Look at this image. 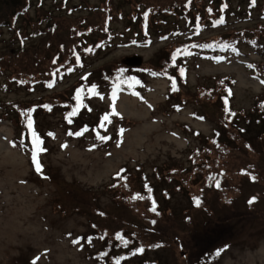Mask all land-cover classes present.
Instances as JSON below:
<instances>
[{
  "label": "rangeland",
  "instance_id": "obj_1",
  "mask_svg": "<svg viewBox=\"0 0 264 264\" xmlns=\"http://www.w3.org/2000/svg\"><path fill=\"white\" fill-rule=\"evenodd\" d=\"M90 1L96 5L100 2ZM232 2L235 9L240 6L241 12L249 10L247 2ZM74 3L77 6L79 1L75 0ZM263 7L264 2L258 3L257 8L252 7L250 15L238 21L236 17L230 18L226 28L208 30L202 37L211 39L227 29H255L259 24L264 26V15L260 12ZM75 13L86 14L87 11L76 9ZM31 14L34 15V11ZM126 26V20L116 22L113 25L117 34L114 48L92 60L89 70H81L53 91L39 90L29 95L26 90L12 88L5 92L0 74L2 104L40 97L49 100L67 97L79 80L88 73L97 72L99 68L118 65L123 60L146 63L157 59L167 44L157 38L151 46L140 48L130 42L133 34L126 30ZM10 39V33L6 31L0 38V49L10 47ZM35 42L30 38L27 43ZM261 43H264L263 40ZM263 61L264 48L255 50L246 44L240 46V53L231 54L224 61L190 60L180 106L169 103L171 82L166 78L148 80L142 97L126 90L116 94L99 82L97 96L88 100L91 112L85 116L93 130L84 136L78 137V128L69 127L60 112L40 115L39 128L48 139L41 153L42 170L38 175L30 164L25 146L16 138L18 130L10 120H0V264H33L36 257L39 259L35 264H96L77 240L91 232L92 222L111 230L128 228L134 231L135 227L131 225L145 226L147 223L142 216L108 192L107 186L114 175L124 167L133 176H139L141 172L138 169L141 168L151 177L160 194L159 202L164 213L163 217L160 215L156 218L157 232L152 234L150 229L146 235L143 229L142 232L146 244L153 239H164L166 247L151 252L148 259L170 264H191L186 258L191 240L203 234L212 214L201 213L192 207L189 194L198 191V187L194 186L202 176L194 186H189L188 192V185H180V190L178 185L161 182L156 171L162 172V177H165L174 166L190 167V155L204 143L193 132H199L204 137L212 136L214 126L222 120L219 101L199 99L198 87L210 88L212 78L228 77L232 88V108L241 113H250L257 100L264 95V78L255 75L249 65ZM113 105L119 115L112 114ZM1 109L3 112L7 107ZM106 115L108 120L104 119ZM230 145L234 150H230L223 161L226 159L230 173L236 174L240 190L233 191L235 201L232 209L225 208L219 193L208 191L209 208L215 214L230 213L245 217L237 220L238 224L235 222L236 226L239 225L236 235L221 239L205 264H264V139L256 140L251 151L253 153L238 146V142ZM220 157L217 152L207 155V159L216 165L223 162L219 160ZM251 165L259 167V176L253 188L247 187V180L241 177L244 173L238 171ZM163 189L168 191L170 200H165L161 195ZM252 194L258 198V204L250 210L246 200ZM90 205L106 211L107 218L93 216ZM218 206L224 207L221 210L216 208ZM191 216L193 220L188 222ZM98 248L100 245L96 244L97 251ZM137 260L134 262L137 263Z\"/></svg>",
  "mask_w": 264,
  "mask_h": 264
},
{
  "label": "trees",
  "instance_id": "obj_2",
  "mask_svg": "<svg viewBox=\"0 0 264 264\" xmlns=\"http://www.w3.org/2000/svg\"><path fill=\"white\" fill-rule=\"evenodd\" d=\"M48 1L51 3L50 7ZM74 1L0 0V38L6 31L10 33L11 38L10 47L0 49L3 91L7 92L12 88L23 89L29 95L38 93L39 90L52 91L81 70H89L92 60L106 55L114 48L117 34L113 25L118 21H127L126 30L133 34L130 42L140 48L150 46L157 38L168 41V44L157 55V59L146 63L137 64L123 60L118 65L102 67L97 72L88 73L75 84L70 96L50 100L44 97L36 100H19L9 105L2 104L0 100V120H10L18 130L19 141L31 155V163L34 151L32 132L34 131L41 140L42 149H45L48 138L38 126L41 114L53 115L60 112L68 126H79L80 135L91 129L90 125L80 124L85 122L84 115L90 111L88 100L97 96L99 82L102 86L114 90L116 94L120 93L121 89H127L142 96L141 89L147 79L167 77L171 81L169 88L171 96L168 101L170 104L180 106L183 101L180 95L182 87L186 84L189 60L202 58L224 61L231 54L240 53L242 44L255 50L264 48V43H261L262 40L264 42L262 24L255 29H227L211 39L202 37L208 30L226 28L230 18L236 17L238 21L251 14V9L241 12L240 6L237 7L238 12L232 0H100L98 5L91 3L90 0H77L79 1L77 6ZM238 1L241 4L247 2L250 6L252 2ZM76 9L86 10L87 13L77 15ZM32 11L34 15L31 14ZM30 38L36 42L28 44ZM249 68L255 75L264 78V61L250 63ZM130 78H134L138 83H132ZM211 80L212 87L206 88L201 85L197 93L199 99L201 97L207 101L217 99L221 105L222 120L214 126L213 135L204 137L199 132H193L196 138L201 137L204 143L190 155V167L174 166L165 177H162V172L156 171L161 182L167 181L178 185L177 188L180 190H182L180 185H188V192L202 176L200 182L194 186L198 187V191L189 194L192 207L201 213L212 214L203 234L194 236L191 240L189 254L188 251L186 253V258L191 264H205L221 239H229L236 235L239 225L236 226L235 222L245 217L230 213L215 214L209 208L208 191L219 193V199L225 204V208L232 209L235 201L233 191L240 190L236 174L230 173L229 163H226V159L223 161L224 156L228 155L230 150H234L230 143L238 142V146L251 152L256 140L264 139V95L257 100L250 113H241L232 108L230 78L214 77ZM78 90L79 101L76 99ZM2 107L7 109L2 112ZM73 111L75 115H70ZM29 119L33 122L31 129L28 127ZM43 152L37 153V162ZM215 152L220 154L219 160L223 161L218 165L207 159V155ZM258 170L259 167L255 165L246 167L243 171L238 169L244 173L241 177L247 180V187L253 188L256 185ZM138 172H141L139 176H133V173L124 167L114 175L107 189L118 201L126 202L128 208L134 209L147 224L143 227L140 224L131 225L135 227L132 231L128 228L111 230L92 222L91 232L77 240L96 264L117 262L170 264L148 259L151 252L165 249L166 242L164 239H153L146 244L142 229L144 235L149 229L152 230V234L156 233L158 225L156 218L160 215L163 217L164 211L161 201L159 202L160 194L154 187L151 177L142 172L141 168ZM161 195L165 200H170L167 190L163 189ZM253 198L254 202L249 204V200ZM153 204L155 212L151 211ZM257 204L258 198L255 194L246 200V206L250 210ZM223 207L216 208L222 210ZM89 209L93 216L107 218V213L103 209H94L91 205ZM192 220V216L188 218V222ZM176 241L180 243L179 240ZM96 244L100 245L98 251L95 249ZM140 248L143 251H138ZM94 251L96 253L91 255ZM135 259L141 260L135 263Z\"/></svg>",
  "mask_w": 264,
  "mask_h": 264
},
{
  "label": "snow or ice",
  "instance_id": "obj_3",
  "mask_svg": "<svg viewBox=\"0 0 264 264\" xmlns=\"http://www.w3.org/2000/svg\"><path fill=\"white\" fill-rule=\"evenodd\" d=\"M173 58H175V57H173ZM130 80H131V82L132 83H138V81H135L134 80V78H130ZM262 83H264V81H262ZM49 86H51V85H49ZM129 86H131V83H130V85ZM173 87H175V85H173ZM93 91H95V89L93 88ZM76 99L79 101V99H80V94H79V90L77 91V94H76ZM113 100H115V96H113ZM112 114L113 115H119L117 112H116V110H115V106L113 105L112 106ZM70 115H75V111H73ZM104 119L105 120H108V116L106 115L105 117H104ZM32 124H33V122H32V120L31 119H29L28 120V127L31 129L32 128ZM123 130H121V132H122ZM72 133H69V135H71ZM81 133H76V135H80ZM49 135H51V134H49ZM32 137H33V139H32V144L34 145V151L32 152V161H33V163L35 164V167H36V170H37V172H40L41 170H42V166H41V164L39 163V162H37V153L38 152H40V151H44V149H42L41 147H40V145H41V140L39 139V137H37V135H36V133L33 131L32 132ZM99 139H101V140H105V139H107V137H98ZM136 198H138V197H133V199H136ZM254 200H255V198H253L252 200H249V204H251V203H253L254 202ZM199 205V201H197V206ZM151 211H153V212H155L156 211V209H155V205L153 204V207L151 208ZM153 223H155V221H153ZM74 243H77V241H74ZM138 251H143V249L142 248H140V249H138ZM217 255H219V252L217 253ZM39 259V257H36L35 259H34V261H33V264H35V261L36 260H38ZM117 264H118V262H117Z\"/></svg>",
  "mask_w": 264,
  "mask_h": 264
}]
</instances>
